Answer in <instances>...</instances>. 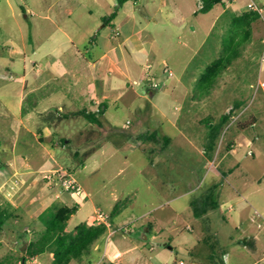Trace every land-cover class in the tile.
Masks as SVG:
<instances>
[{
    "label": "rangeland",
    "instance_id": "374dc122",
    "mask_svg": "<svg viewBox=\"0 0 264 264\" xmlns=\"http://www.w3.org/2000/svg\"><path fill=\"white\" fill-rule=\"evenodd\" d=\"M136 1L129 2L126 10L136 14L152 51L140 70L126 80L129 85L126 82L125 89L115 93L133 90L135 103L144 104L143 96L153 97L147 91L150 70L162 83L154 102L162 97L166 110L154 109L140 116L134 106L119 100L107 109L110 126L99 137L103 143L98 139L94 143L79 141L76 127L62 134L70 141L57 149V158L84 190L82 195L72 193V201L58 203L83 204L69 220L68 228L73 230L87 220L96 207L109 211L117 203L121 207L126 204L114 215L113 227L119 229L130 222L135 230L126 236L121 230L110 237L103 235L101 255L124 239H137L155 247L154 251L146 248L158 257L156 263L172 264L179 259L190 263L187 247L192 242L221 239L231 251L232 264L248 263L264 252V36L239 48L233 42L237 30L231 24V13L224 12L222 5L201 12V0ZM255 1L259 5L263 2ZM116 4L117 0H0V92H15L18 82L10 75L19 77L23 72L22 60L18 64L5 61L16 55L11 39L23 37L28 48L58 45L61 49L72 39L84 52L87 46L95 47L89 44L92 38L112 35L113 26L104 25L103 18L116 9ZM232 6L238 10L239 4ZM62 8L73 10V14L69 16ZM74 49L69 48L67 56ZM236 49L240 53L227 69L215 79H203L214 60L230 56ZM182 75L184 84L177 81ZM43 78L48 81L45 91L54 92L58 83L54 75L49 71ZM9 114L8 119L0 115V126L4 120L11 129L16 114ZM240 134H246L253 143L247 145L237 139L232 151L230 145ZM164 136L170 137V143H165ZM56 186L61 191L66 189L63 184ZM226 191L234 196L224 199ZM205 193L218 205L210 207L214 209L208 218H201L195 216L191 201ZM20 194L14 196L17 202L24 199ZM172 208L178 212L176 221L160 219L155 228L157 223L152 221ZM10 210L14 217L0 229V259L16 262L24 253V245L37 238L44 225L34 220L25 206ZM149 221L155 229L144 238ZM256 235L261 242L253 252L242 241L251 245ZM168 241L174 245L172 249L165 244ZM239 253L247 255L238 263ZM39 260L51 264V252L40 254ZM71 264L89 262L74 260ZM215 264H220V259Z\"/></svg>",
    "mask_w": 264,
    "mask_h": 264
},
{
    "label": "crops",
    "instance_id": "0c3cea01",
    "mask_svg": "<svg viewBox=\"0 0 264 264\" xmlns=\"http://www.w3.org/2000/svg\"><path fill=\"white\" fill-rule=\"evenodd\" d=\"M131 1H134L135 4L137 2L136 0L125 2L113 19L114 32H112V35L105 33L103 36L101 35V38H92L89 44H94L95 47L89 48L87 46L84 52L76 46L72 39H68L66 46L62 49L58 45L49 48L45 45H32L30 47L32 49H30L27 46L28 44L24 42L23 37L19 41L15 39L9 41L12 45L10 47L16 55L11 56L10 60L5 57V61L18 64L22 60L23 72L20 73L19 77L14 74L10 75L11 79H16L18 82L15 92H0V115L8 119L10 118V111L16 114L14 119L16 122L14 124L12 122L11 129L6 124L7 121L1 120L0 207H7L11 212L10 208L17 210L19 207L25 206L29 215L34 220H38L40 213L53 203H59L64 200L72 201V193L74 191L67 189L61 191L56 185L63 184L62 179L57 174H54L57 171L62 174L70 173L64 169L57 158V149L60 146H65L70 141V139L65 141L66 136L62 135L69 131V127L77 128L80 133L79 136L77 134L79 141L94 143L98 139V142L103 143V140L99 141V137L110 126L106 112L113 103L123 100L129 106H134L135 112L140 116L145 113H151L154 109L166 110L162 97L158 99V101L160 100L159 102L157 100L154 102L156 90H148V93L153 97L143 96L146 99L144 104L141 102L135 103L136 93L133 90L115 93L118 89H125L126 80H129L132 75H135L140 70V65L145 60L148 61L147 57L152 51L149 42L145 41L142 36L143 30L138 24L136 14L133 10L129 12L126 10V5ZM238 1L226 0L225 5H222L223 11L230 12L231 16H233L242 14L249 9L251 0ZM233 4H239L238 10L233 8ZM260 6L264 7V0ZM62 10L67 12L69 16L73 14L71 9L62 8ZM31 14L33 15L34 13L31 12ZM52 22L56 24V20H52ZM30 24L32 27L34 26L33 23ZM44 27L42 24L40 28L43 30ZM59 29L62 30V27H59ZM117 31L119 32L118 34ZM263 36L264 23L260 17L252 23L251 35L246 44L256 39H261ZM73 46L75 49L67 56L68 49ZM2 61L3 57L0 55V62ZM30 61L32 66L29 65ZM49 71L58 82L53 87L54 92L45 91L48 90L46 87L48 81L43 76ZM152 75L156 79L159 78L157 74L152 73ZM61 79H65L66 82H62ZM177 81L184 84L183 75ZM126 84L129 85L128 82ZM48 101H54L55 103ZM89 114L93 117L89 118ZM254 123L255 118L252 121V124ZM164 139L165 143H170L171 141L169 136H164ZM234 139L235 142L230 145L232 151L235 150L237 139L241 141L243 139L247 145H252L253 143V140L246 134L235 136ZM51 174H54L52 178L47 177V175ZM19 191H21L19 197L23 196L24 199L17 202L14 196ZM235 192L240 194L237 190ZM233 194V192L226 191L222 197L229 199L234 196ZM202 195H206V193ZM192 202L193 200L191 201V206L193 207ZM216 205H218L217 202ZM82 206L83 204H80L77 212L81 210ZM115 206L116 204L107 212L113 211ZM97 208L101 207H96L89 214L88 219L82 222L95 223L94 213ZM213 209L209 208L206 213L198 217L208 218L209 213ZM120 212L121 210L118 213ZM177 215V210L172 208L158 215L152 222L157 223L156 228L159 225L158 220L169 218L172 221H176L174 219ZM11 217H14L13 214ZM112 223L114 224V216ZM151 225L149 221L143 234L144 238L148 237V232L154 231L155 228L151 229ZM134 230L135 227L132 224V228L128 233H133ZM253 238L251 239V245H248L244 241L245 239L242 242L245 247L253 249L254 252L258 251L261 239L257 235L253 236ZM202 240L197 239L187 247V253L192 258L190 263H187L184 259H179L172 264H177L182 260L185 264H215L213 259L217 260L220 255L223 257L225 264H232L230 261L231 251L229 252L226 249L221 239H218L219 242L217 239L210 240L213 242L217 241L215 248H211V244H205L202 249L194 250ZM165 244L170 249L174 247L171 241ZM147 246L149 251L155 250L153 245L142 240L124 239L122 243L118 242L114 245L108 254L101 255L102 241L100 238L94 243L90 252L85 254L83 259L78 262H89V264H171L167 261L156 263L158 257L150 255L147 252ZM51 255L53 257L52 253ZM239 255H235L238 263L245 258L247 253H239ZM37 257L40 259V255ZM206 259H210L212 262H205ZM244 264H264V252Z\"/></svg>",
    "mask_w": 264,
    "mask_h": 264
},
{
    "label": "trees",
    "instance_id": "16d2710c",
    "mask_svg": "<svg viewBox=\"0 0 264 264\" xmlns=\"http://www.w3.org/2000/svg\"><path fill=\"white\" fill-rule=\"evenodd\" d=\"M129 0H117L116 9L104 17L106 25L112 24L113 19L117 16L119 10L122 8L125 2ZM200 7L201 12H209L217 5H225L226 0H201ZM260 18V13L253 9H248L242 14L233 15L231 24L237 30L234 37L235 43L241 48L246 43L251 35L252 23ZM239 49L230 56H220L214 60L203 74V79H215L223 70L227 69L233 58L239 55ZM88 117H93L91 114ZM228 118V115L225 116ZM212 202V203H211ZM194 206V213L196 216H201L206 213L208 209L216 205L215 201L210 199L208 194L201 195L192 202ZM126 204L122 207L120 203H117L113 211H111V220L113 216L122 210ZM199 205V207H198ZM80 207V203L74 205L53 203L38 216V220L44 225V229L41 234L29 241L24 245V253L20 255L16 262L10 259H0V264H20L27 257L39 256L47 251L53 254V260L51 264H70L72 261H81L83 256L90 252L94 243L99 240L103 235L107 233V226L105 224L80 222L73 230H69L68 221L73 214H75ZM12 214L7 207H0V229L11 218ZM211 239H203L200 244L194 248V250L202 249L205 244H211V248H215L216 241H210ZM212 242V243H211ZM216 258V257H215ZM220 264H225L223 257L218 256ZM205 262H212L210 259H206ZM216 262V259H213Z\"/></svg>",
    "mask_w": 264,
    "mask_h": 264
},
{
    "label": "built area",
    "instance_id": "2783aa9c",
    "mask_svg": "<svg viewBox=\"0 0 264 264\" xmlns=\"http://www.w3.org/2000/svg\"><path fill=\"white\" fill-rule=\"evenodd\" d=\"M249 9H253V10L258 11L260 13V17L264 23V7L263 6H260L255 0H251V3L249 4ZM118 33L119 32L117 31V34ZM146 76H147V80H148L149 89L156 90L162 86L161 81L156 79L152 75L150 70L147 72ZM54 174L55 175L57 174L62 179L63 185L65 186V188L67 190L74 191L78 195H82L84 193L83 188L78 184L76 178L71 173L66 172V173L62 174V173L57 171ZM54 174L47 175V177L52 178L54 176ZM94 222L99 223V224H105L107 226L108 237H110L117 230H121L123 232V234H127L132 228V224L128 223L126 225H123L119 229H114L110 213L105 211L102 208H97L95 210ZM20 264H41V262L37 256H34V257H27ZM177 264H185V262L182 260V261H179Z\"/></svg>",
    "mask_w": 264,
    "mask_h": 264
}]
</instances>
